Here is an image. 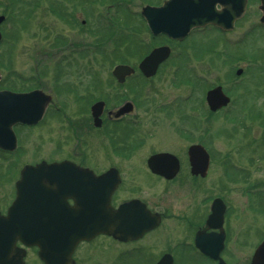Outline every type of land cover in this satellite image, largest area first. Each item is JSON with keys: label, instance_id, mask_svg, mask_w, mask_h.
Returning a JSON list of instances; mask_svg holds the SVG:
<instances>
[{"label": "rangeland", "instance_id": "rangeland-1", "mask_svg": "<svg viewBox=\"0 0 264 264\" xmlns=\"http://www.w3.org/2000/svg\"><path fill=\"white\" fill-rule=\"evenodd\" d=\"M75 1L0 0V15L6 18L0 25V90L26 92L40 88L51 96L50 107L37 127L16 128V153L0 156V201L10 195L11 165L21 169L40 161L53 162L61 152L73 151L67 125L70 120L75 121L70 106L76 102L64 87L77 83L78 96L83 99L115 100L118 93L125 96L124 100L135 99L138 104L131 120L138 118L140 135L135 138L130 132L125 139L137 145L130 151L137 154L130 161L137 170L135 193L159 212H165L166 217L155 233L137 244L117 247L111 243L109 264H122L121 260L112 263L117 248L142 255V261L130 257L125 264H147L173 249L177 254L175 264H210L179 255L181 250L176 248L186 241L188 233L183 219L188 217L190 208L199 203L208 206L210 199L218 196L227 201L231 213L232 232L225 260L229 264H248L254 249L264 239V25L259 23L258 1L249 4L247 16L230 35L197 33L174 48L173 57L186 59L179 63L170 61L150 83L141 86L134 80L125 86L115 85L109 75L115 64L121 63L117 57L136 66L135 44L145 40L137 19L128 18V27L115 40L121 45L111 51L117 33L108 29L104 2L94 5L91 13L83 12ZM81 2L84 4L85 0ZM130 8L134 14L139 10L135 6ZM114 12L120 17L121 12ZM78 13H83L81 19L89 13L91 33L80 30ZM87 41L88 53L79 56L76 51H68L71 43ZM66 43L67 47L59 50ZM237 69L243 70L240 77L235 76ZM216 86L223 87L232 102L208 118L205 103L202 105L204 93ZM97 140L79 148L92 154L90 157L96 161L108 152L105 142ZM198 142L207 146L212 159L207 177L192 182L185 154L189 145ZM161 152L176 155L183 166L174 184L146 174L145 158ZM124 167L129 170L127 165ZM122 190L123 194L131 191L127 186ZM29 255L28 264H40L35 253Z\"/></svg>", "mask_w": 264, "mask_h": 264}, {"label": "flooded vegetation", "instance_id": "flooded-vegetation-1", "mask_svg": "<svg viewBox=\"0 0 264 264\" xmlns=\"http://www.w3.org/2000/svg\"><path fill=\"white\" fill-rule=\"evenodd\" d=\"M77 1H80L77 3ZM165 0H85V3L82 4L81 0L75 1V6L81 7L83 12H91L94 11V5L98 6L99 3L104 2L103 12L107 13L108 15V21L110 22L108 25V29L115 32L120 33L121 36L123 35V30L127 28L128 24V18L131 16H134L139 26L143 28L142 37L145 40L139 41V43H136V51L138 53V56L136 57V67H138L139 63L153 50L160 47H167L169 49V57L162 62L156 71V74L153 77L147 78L142 75L139 71L135 72L133 75H131L129 78H126L122 84L117 83V81L113 78L112 74L110 73V78L113 81V84L118 86H125L127 84L133 83L131 81L139 82V85L150 83L152 79H154L163 68H167L170 61L175 60V62H182L186 59V57H179V56H172L174 48L181 46L184 44L188 39H190L194 34L197 33H205L207 31H214L219 35H230L233 33L237 27V25L242 22L245 17L247 16V9L249 4L252 1L255 0H247L245 4V10L243 16L238 20H233L231 28L228 29V31L223 30L220 26H212L208 25L200 29H193L187 37L179 42V41H173L169 39L166 35H157L152 36L149 32L147 25L144 21V19L141 16V10L143 7H160ZM258 1V5L260 6V0ZM79 4V5H78ZM131 6H135L136 8H139L138 12L135 14L131 12ZM258 6V9H259ZM108 7V9H107ZM217 12H221L224 8L219 3L215 6ZM115 10L121 12L120 17L117 16V12H114ZM130 11V12H129ZM115 13L116 16H115ZM83 13L76 14V17H79L80 19V30L84 28V31L87 32V34L92 32V21H90V17L87 16L89 13L85 14V18L81 19ZM92 15V14H91ZM103 15L104 14H100ZM261 16V13H260ZM105 17V16H104ZM124 18V19H122ZM127 21V22H126ZM260 23V18H259ZM261 24V23H260ZM262 25V24H261ZM70 26V25H69ZM124 28V29H123ZM141 33V31H139ZM121 38V37H120ZM60 39V37H58ZM59 41V40H58ZM67 41V40H66ZM146 42V43H145ZM58 43V42H57ZM56 43V44H57ZM74 43V42H73ZM71 43L70 45V54L75 53L79 55L80 53L86 52L88 53V41L85 43ZM93 45V42H92ZM121 44L118 43V48ZM59 46V45H58ZM57 47V46H56ZM67 47V43L63 46L59 47V50L62 48ZM144 50V51H143ZM64 51H67L65 49ZM60 53V52H59ZM85 53V55H87ZM136 53V54H137ZM76 55V56H77ZM81 56V55H79ZM173 58V59H172ZM128 62V61H127ZM126 62V63H127ZM125 63V62H124ZM179 65V64H178ZM236 71H240L239 75H236ZM235 71V76L240 77L243 73L242 69H237ZM61 78V75H60ZM59 80V79H57ZM143 82V83H141ZM188 81L185 82L187 84ZM77 83L75 85H68L67 87H64V89L67 91V93L72 95L73 102L75 101L76 104L71 105L70 109L72 110V116H74L75 121L70 120L68 122V127L70 128V132L73 138V151L71 153H63L59 155V157L56 159V161L53 162H68L66 168L61 169L60 173L63 175H60L57 179V184L54 186H48L50 189L54 190V194L50 195V201H42L41 205L42 208L40 210L41 216L40 218L43 220V222L50 221L55 218L58 221H64L66 223H74V222H81V223H94L102 219L103 222L107 220L109 221L110 218V210H116L120 206L124 204H132L133 206L128 210L130 213L127 216V219L131 220L135 217V214L138 212L139 214H149L151 217H154V215H159L161 218V223L158 227L152 228L142 237L136 240H131L127 242L118 241L117 239L113 238L110 235L103 234V233H96L94 235H91L89 239L81 240L77 243L75 248L73 249L69 261L66 264H109L110 259V244H114L117 247L119 245L126 246V245H134L139 243L140 241L144 240L146 236L152 235L155 233L163 224V220L166 217L165 212L158 211L155 206L151 205L148 201L141 198V196H138L136 190H137V179L136 177V168H134L133 163H130L132 157L137 156L136 153L130 152L132 149L135 150L137 145L132 144L130 142H126V137L130 134V132L133 133L134 137H139L140 135V123L138 121V118L135 116L133 120H131V117L133 115V112L135 111V107L137 108L136 101L134 99H129V102H132V106L130 111L123 113L120 117H116L118 111H123L125 109L124 105L127 100H124V95L120 96V94L116 93L115 97H119L118 99L112 97L108 100L107 97H100L98 100H92V98H81L79 97V93L77 92ZM221 87V86H216ZM63 88V87H62ZM215 87H212L210 89H207L204 93V99L202 102V105L204 104V108H206L208 111V118H213L214 115H217L219 112H221L223 109H225L232 101L231 97L227 95L223 87H221L223 93L225 96L228 97L229 103L219 109L218 111L212 112L208 105L206 100L207 92L210 91ZM36 89V88H34ZM33 89V90H34ZM40 89V88H39ZM32 90V89H31ZM43 90V89H41ZM30 91V90H28ZM93 93V92H92ZM89 97V96H88ZM120 100V101H119ZM101 102V110L98 115L97 120H95L93 114H92V108L95 103ZM121 102L122 104H119ZM65 107V105H63ZM50 107V106H49ZM48 107V108H49ZM63 109V107H61ZM129 108V106L127 107ZM46 114V113H45ZM45 116V115H44ZM42 121H40L37 125L34 126H26L24 128H35L37 127ZM133 127V128H132ZM17 128H19L17 126ZM23 128V127H22ZM133 129V130H132ZM70 135V136H71ZM92 139H98V142L104 141L106 144V147L108 149V152L102 153V157L96 161V159H93L92 154H89L86 152V150H79L80 146L87 147L88 142ZM192 146H197L203 149V151L208 156V167L206 170V173L204 176H192L190 173V164H189V149ZM207 146L203 143H196L191 144L186 148V166L188 167V175L192 178V182H195L197 180H203L207 177L210 162L212 159V153L209 151ZM111 152V153H109ZM163 153V152H161ZM159 154L154 153L149 155L147 158H145V168H146V174L150 177H153L159 181L167 182L174 184L178 181V178L181 174V170L183 169L182 164L179 160V158L171 154L172 157L176 159L171 162V166L174 171V175L170 178H165L163 176H159L157 174H154L150 171L148 167V160L150 157ZM169 154V153H167ZM12 156L10 154H4L0 152V156ZM115 160V163L110 164L111 160ZM41 162V161H40ZM51 163V162H47ZM38 163H34L33 165H36ZM124 165H127L129 167L128 171H125ZM169 165V164H168ZM16 165H11V176L8 177V182H10V195L7 200L0 201V216H6L8 209L13 205L14 199L16 197V190H15V183L20 177V170L16 169ZM176 168V169H175ZM69 176V177H68ZM186 178L188 176H185ZM181 180V178H180ZM188 180V179H187ZM185 181V180H184ZM183 182V181H181ZM114 186V188L111 191V187ZM127 186L128 189L131 191H127L124 193L122 190L123 187ZM45 196V195H44ZM43 196V197H44ZM221 199L224 205V211H223V218L220 226L217 228H207L205 226L208 216L211 213V206L214 199ZM30 203H27V206ZM202 203H199L198 206H193L189 210V214H187V218L183 219V223L185 224V227L187 229V238L184 243H182L181 247H177L176 250L181 252L179 255L183 256H193V258H197L198 261L205 263L209 262L210 264H217L216 262L212 261L206 256H203L195 247V239L197 234H207L213 237L215 240H217L219 237L224 238V247L223 251L221 253V257L225 260L224 253L227 250L228 241L231 235V228H230V220H231V213H230V206L228 205L227 201L221 197H215L210 199L208 206H201ZM52 207L51 209H47L46 207ZM31 211L29 209L23 208L18 211V214H20V218L25 219L29 218ZM216 242V241H212ZM16 246L21 247L20 243H16ZM118 250H115V254L113 255L114 259L112 263L121 260L122 264H125V262L130 260V257H133L134 259L139 258L142 261V255H139L138 252H132L128 253L125 251H122L120 248H117ZM174 250V249H173ZM168 251L165 253H168L173 258V264H175L174 261V255H177L174 251ZM37 253L36 249H27L26 254L23 257V264H28L29 254L30 253ZM163 253V254H165ZM161 254V255H163ZM134 255V256H132ZM161 255L159 257H161ZM159 257L155 258L153 261L148 260L147 264H156ZM37 259V256H36ZM40 264H43L42 261L37 259ZM35 261V260H34ZM225 262L229 264L226 260Z\"/></svg>", "mask_w": 264, "mask_h": 264}, {"label": "water", "instance_id": "water-1", "mask_svg": "<svg viewBox=\"0 0 264 264\" xmlns=\"http://www.w3.org/2000/svg\"><path fill=\"white\" fill-rule=\"evenodd\" d=\"M246 1L168 0L160 8H144L142 16L154 35L165 34L180 41L191 29L208 24L220 26L223 30L230 29L233 20L243 14ZM217 3L224 8L220 13L215 10ZM260 9L261 23L264 24V0H261ZM2 20L3 17H0V23ZM168 53L167 48L154 50L140 63V71L146 77L152 76L158 65L167 58ZM132 72L128 66H118L113 70V75L122 82ZM239 74L240 71L237 72V75ZM206 99L211 111H216L228 103V98L223 95L220 87L208 92ZM50 100L49 96L38 90L29 93L0 91V149L13 151L16 147L13 126L17 124L31 126L38 123ZM101 105L99 103L92 108L95 119L100 113ZM128 106L119 114L130 111L131 108L130 106L127 108ZM188 153L191 173L204 176L208 166L207 154L197 146H192ZM172 159L175 160L169 154H157L149 158L148 167L153 173L170 178L175 171L171 166ZM64 168L66 163H41L22 169L21 179L16 183L15 202L9 209L8 216L0 217V264H22L24 253L14 245L17 238L26 247H37L38 256L45 264H66L77 242L88 239L95 232L111 235L120 241H128L139 238L144 232L159 224L158 216L151 217L147 213L137 212L132 221L127 219L132 204L122 205L118 210L111 209L108 222L107 220L103 222L102 219L94 223H64L57 220L43 222L40 218L41 202L51 200L49 196L54 194V190L48 186L57 184V178L63 175L60 170ZM27 203H30V207L35 211L30 213L28 219L22 220L18 211L25 208ZM223 211L221 200L215 199L212 214L207 220L208 227L220 226ZM222 244V236L215 240L210 235L197 234L195 239L196 248L202 254L218 261V264H225L219 256ZM157 264H172V258L164 255ZM249 264H264V240L255 249Z\"/></svg>", "mask_w": 264, "mask_h": 264}, {"label": "trees", "instance_id": "trees-1", "mask_svg": "<svg viewBox=\"0 0 264 264\" xmlns=\"http://www.w3.org/2000/svg\"><path fill=\"white\" fill-rule=\"evenodd\" d=\"M125 51L128 53L129 48H126ZM116 60L121 61V60L118 59V57L116 58ZM262 136L264 137V129H263V134H262Z\"/></svg>", "mask_w": 264, "mask_h": 264}]
</instances>
